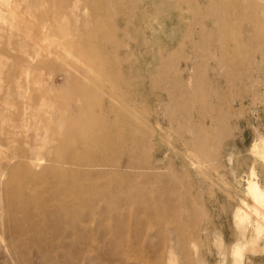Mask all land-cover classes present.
<instances>
[{"label":"rangeland","instance_id":"1","mask_svg":"<svg viewBox=\"0 0 264 264\" xmlns=\"http://www.w3.org/2000/svg\"><path fill=\"white\" fill-rule=\"evenodd\" d=\"M0 264H264V0H0Z\"/></svg>","mask_w":264,"mask_h":264},{"label":"bare ground","instance_id":"2","mask_svg":"<svg viewBox=\"0 0 264 264\" xmlns=\"http://www.w3.org/2000/svg\"><path fill=\"white\" fill-rule=\"evenodd\" d=\"M209 3H212V1H209Z\"/></svg>","mask_w":264,"mask_h":264}]
</instances>
